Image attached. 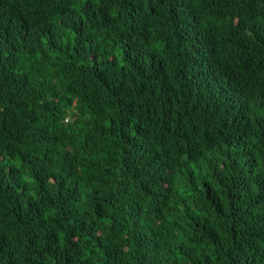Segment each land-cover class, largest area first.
<instances>
[{"label":"trees","instance_id":"obj_1","mask_svg":"<svg viewBox=\"0 0 264 264\" xmlns=\"http://www.w3.org/2000/svg\"><path fill=\"white\" fill-rule=\"evenodd\" d=\"M76 1L0 3V264H264V0Z\"/></svg>","mask_w":264,"mask_h":264},{"label":"clouds","instance_id":"obj_2","mask_svg":"<svg viewBox=\"0 0 264 264\" xmlns=\"http://www.w3.org/2000/svg\"><path fill=\"white\" fill-rule=\"evenodd\" d=\"M147 7L152 6V0H147ZM58 0H21L19 5L16 7H9V0H0L1 7L3 9V14L12 13L17 18L16 27L20 28L19 30L25 33V36L20 39L23 43H28L31 39V35L35 28L44 27L50 32L53 33L55 37V50L58 51L68 50L67 41H63V37L66 31L67 25H74L77 20L78 11L73 9V6L78 3L76 0H68L63 3L61 8L65 12L59 10L57 15L58 21L47 24L46 13L50 11L53 5L57 4ZM68 5V6H67ZM17 38V37H16ZM69 118L66 119V122H69ZM170 156H173V161L167 163V160ZM163 166L175 167L174 184L170 185L167 182L163 183L162 190L159 192L160 196L157 201L160 203L159 209L163 210L165 205V199L169 191L178 190L186 182L189 171L183 160V153L179 151L178 148L173 149L166 153V156L161 160ZM21 251V250H20Z\"/></svg>","mask_w":264,"mask_h":264},{"label":"bare ground","instance_id":"obj_3","mask_svg":"<svg viewBox=\"0 0 264 264\" xmlns=\"http://www.w3.org/2000/svg\"><path fill=\"white\" fill-rule=\"evenodd\" d=\"M46 117V116H45Z\"/></svg>","mask_w":264,"mask_h":264}]
</instances>
